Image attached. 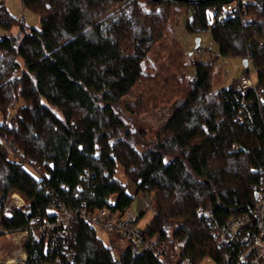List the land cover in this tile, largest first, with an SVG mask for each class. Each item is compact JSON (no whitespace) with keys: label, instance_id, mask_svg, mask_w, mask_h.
Returning a JSON list of instances; mask_svg holds the SVG:
<instances>
[{"label":"trees","instance_id":"trees-1","mask_svg":"<svg viewBox=\"0 0 264 264\" xmlns=\"http://www.w3.org/2000/svg\"><path fill=\"white\" fill-rule=\"evenodd\" d=\"M187 1L21 0L40 17V28L0 6L7 32L0 36V211L17 192L29 213L3 218L6 230L21 231L30 217L51 218L64 205L101 209L115 197L113 210L122 211L134 201L127 194L132 183L136 195L151 197L145 237L165 243L170 264L233 263L241 245L217 247L199 211L224 225L252 207L264 165V108L256 109L251 129L238 115L234 84L215 91L214 63H197L189 92L173 103L163 128L147 133L124 116L125 98L150 79V54L164 46L169 21L182 8L189 33H211L217 60L252 62L264 95V0L238 11L228 10L234 0ZM4 142L18 158H9ZM119 167L126 183L117 179ZM72 241L71 264H162L131 243L116 258L81 222ZM24 248L28 264L51 261L42 239L30 236Z\"/></svg>","mask_w":264,"mask_h":264},{"label":"built area","instance_id":"built-area-1","mask_svg":"<svg viewBox=\"0 0 264 264\" xmlns=\"http://www.w3.org/2000/svg\"><path fill=\"white\" fill-rule=\"evenodd\" d=\"M256 2V0H234L228 6V10L238 11ZM248 65L253 66L252 62ZM234 92L240 100L239 117L254 129L256 109L264 108V95L257 89L250 68L238 78ZM4 147L12 158H18L19 154L14 147L6 142ZM257 174L258 186L253 205L241 216L222 225L211 211H199L211 228L217 247L241 245L232 264H264V165L258 168ZM115 205L113 199L109 207L101 209L87 207L84 204L64 205L54 211L51 218L32 216L28 219L25 229L12 232L4 228L3 218L12 219L15 212L29 214L21 194L12 193L6 206L0 211V240L9 238L13 249L2 255L5 250L0 246V264H28L29 255L24 246L30 236L43 240L46 253L51 257L49 264H71L75 254L72 237L77 222L86 224L96 235L118 236L134 245L138 253L151 252L162 264H170L165 257V243L155 246L153 241L147 240L145 230L139 226V217L131 207L116 211L113 210ZM178 264L193 263L185 258Z\"/></svg>","mask_w":264,"mask_h":264},{"label":"rangeland","instance_id":"rangeland-1","mask_svg":"<svg viewBox=\"0 0 264 264\" xmlns=\"http://www.w3.org/2000/svg\"><path fill=\"white\" fill-rule=\"evenodd\" d=\"M4 6L9 13L23 20L30 28H40L41 19L32 11L23 7L21 0H0V6ZM187 15L185 8L179 10L172 15L168 33L164 36V46H156L155 50L150 54V62L146 67L150 79L145 80L137 86L132 94L125 98V105L129 111L124 110V116L129 125L138 128L147 133L156 132L163 128L174 114L173 103L183 99L190 90L188 84L189 79L193 75L194 65L199 63H214V88L215 91L228 89L237 83L238 78L245 72L249 71L257 82L256 69L249 65L245 66L241 59H224L217 56L219 47L213 40L210 32L202 34H192L186 30ZM14 28L12 33H17ZM7 34L0 28V36ZM199 40V48L208 51L203 55L197 50V41ZM217 60V61H216ZM21 64L22 61L19 60ZM20 75V73H19ZM14 113H11V116ZM1 120V115H0ZM10 159H14L11 156ZM26 170L36 178H40V173L32 167H25ZM117 179L123 183L127 182L124 170L119 167ZM127 193L134 197L131 209L139 217V226L145 229L154 217V210L151 204V197L148 195H136L134 184H127ZM115 197H113V200ZM98 237L112 248V253L119 258L130 243L118 236H108L99 234ZM6 243V245H3ZM0 246L7 254L13 249L9 238L0 240ZM177 254L180 250L174 249ZM201 264H217L210 259L204 260Z\"/></svg>","mask_w":264,"mask_h":264},{"label":"water","instance_id":"water-1","mask_svg":"<svg viewBox=\"0 0 264 264\" xmlns=\"http://www.w3.org/2000/svg\"><path fill=\"white\" fill-rule=\"evenodd\" d=\"M189 4H199L200 3V1H193V0H189V1H187ZM197 48L199 47V40L197 41V46H196ZM244 65L245 66H247L248 65V61L247 60H245L244 61Z\"/></svg>","mask_w":264,"mask_h":264},{"label":"crops","instance_id":"crops-1","mask_svg":"<svg viewBox=\"0 0 264 264\" xmlns=\"http://www.w3.org/2000/svg\"><path fill=\"white\" fill-rule=\"evenodd\" d=\"M129 196L133 197L132 195H130L129 193H127Z\"/></svg>","mask_w":264,"mask_h":264}]
</instances>
